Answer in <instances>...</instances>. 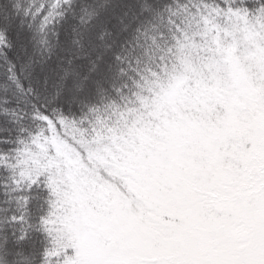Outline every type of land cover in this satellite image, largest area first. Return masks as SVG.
<instances>
[{
  "label": "snow or ice",
  "instance_id": "snow-or-ice-1",
  "mask_svg": "<svg viewBox=\"0 0 264 264\" xmlns=\"http://www.w3.org/2000/svg\"><path fill=\"white\" fill-rule=\"evenodd\" d=\"M0 264H264V0H0Z\"/></svg>",
  "mask_w": 264,
  "mask_h": 264
}]
</instances>
